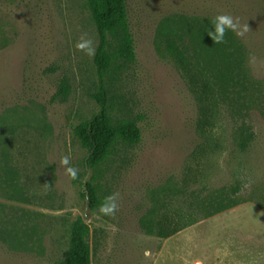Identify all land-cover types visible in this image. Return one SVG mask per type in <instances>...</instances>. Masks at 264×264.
I'll list each match as a JSON object with an SVG mask.
<instances>
[{
    "label": "rangeland",
    "instance_id": "1",
    "mask_svg": "<svg viewBox=\"0 0 264 264\" xmlns=\"http://www.w3.org/2000/svg\"><path fill=\"white\" fill-rule=\"evenodd\" d=\"M127 5L135 58L104 86L141 138L100 166L101 202L119 194L105 216L81 196L93 172L74 133L99 108L95 55L75 47L99 45L87 1L0 0V264H60L79 216L92 264H264V0ZM217 15L248 31L215 43Z\"/></svg>",
    "mask_w": 264,
    "mask_h": 264
},
{
    "label": "trees",
    "instance_id": "2",
    "mask_svg": "<svg viewBox=\"0 0 264 264\" xmlns=\"http://www.w3.org/2000/svg\"><path fill=\"white\" fill-rule=\"evenodd\" d=\"M99 36V45L95 53L94 63L97 68L100 88L94 95L98 110L74 128V133L81 145L86 149L85 166L87 174L92 171L89 181L82 183L81 196L87 201V207L96 211L101 200L99 189L93 182L97 178L100 166L111 155L118 143L135 144L140 141L141 130L133 120L114 121L111 105L108 102L104 78L109 71L119 65V61L135 58L134 37L130 30L127 0H86ZM176 50L178 60L185 63L182 53ZM237 203L234 198L218 201L219 208H230ZM179 226L172 233L178 232ZM171 233V234H172ZM90 226L79 216L70 228L69 247L60 264H92V252L87 240ZM163 237L171 234L160 233Z\"/></svg>",
    "mask_w": 264,
    "mask_h": 264
},
{
    "label": "clouds",
    "instance_id": "3",
    "mask_svg": "<svg viewBox=\"0 0 264 264\" xmlns=\"http://www.w3.org/2000/svg\"><path fill=\"white\" fill-rule=\"evenodd\" d=\"M212 25L211 30L207 33L210 38L217 44L224 42L225 30H231L236 33L237 36H243L245 32L248 31V25L241 26L238 20L233 19L229 15H217L210 22ZM77 50L84 51L86 55L92 57L95 55V47L91 40H86L82 36L80 41L75 45ZM69 163V159L66 156H62L60 159V164L66 166ZM66 172L70 178H76V169L74 167L66 168ZM118 193H112L103 198L102 202L98 207V213L105 216L114 215L118 210Z\"/></svg>",
    "mask_w": 264,
    "mask_h": 264
},
{
    "label": "water",
    "instance_id": "4",
    "mask_svg": "<svg viewBox=\"0 0 264 264\" xmlns=\"http://www.w3.org/2000/svg\"><path fill=\"white\" fill-rule=\"evenodd\" d=\"M85 182H86V180L84 181V183H85ZM84 183H83V184H84Z\"/></svg>",
    "mask_w": 264,
    "mask_h": 264
}]
</instances>
